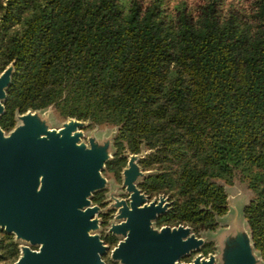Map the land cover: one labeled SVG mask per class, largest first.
<instances>
[{
    "label": "trees",
    "instance_id": "obj_1",
    "mask_svg": "<svg viewBox=\"0 0 264 264\" xmlns=\"http://www.w3.org/2000/svg\"><path fill=\"white\" fill-rule=\"evenodd\" d=\"M219 1L193 14L163 0H0V72L14 62L0 125L52 105L117 126L105 172L144 154L138 185L170 194L171 220L198 236L219 227L224 183L239 180L264 259V0L249 15Z\"/></svg>",
    "mask_w": 264,
    "mask_h": 264
},
{
    "label": "water",
    "instance_id": "obj_2",
    "mask_svg": "<svg viewBox=\"0 0 264 264\" xmlns=\"http://www.w3.org/2000/svg\"><path fill=\"white\" fill-rule=\"evenodd\" d=\"M13 74L14 62L0 72V119ZM49 108L54 107L16 113L15 120L20 123L9 131L0 125V228L40 246L39 251H32L23 245L15 264H105L101 255L106 246L96 232L101 226L100 207L92 203V197L107 187L103 171L114 157L118 127L113 126L112 139L100 143L91 137L86 144L82 129L90 121L69 117L54 128L41 115ZM143 156L131 155L123 170L131 206L125 199H115L116 218L121 222L110 230L124 237L113 250L115 260L121 264H264L245 216L253 197L251 190L234 180L246 187L250 198L244 203L240 224L227 220L223 236L216 233L206 240L183 225L157 229L155 221L166 213L167 205L162 197L159 204L153 201L142 206L147 196L138 183L149 174L137 164ZM224 185L230 211L232 196L228 184ZM209 241L215 243L216 252L207 257L199 254L191 263H179L183 255L199 251ZM1 256L0 264H4Z\"/></svg>",
    "mask_w": 264,
    "mask_h": 264
},
{
    "label": "rangeland",
    "instance_id": "obj_3",
    "mask_svg": "<svg viewBox=\"0 0 264 264\" xmlns=\"http://www.w3.org/2000/svg\"><path fill=\"white\" fill-rule=\"evenodd\" d=\"M145 5H148L151 3L153 0H141ZM209 0H163V5L167 10L169 11H175L177 6L184 5L187 7L189 11H191L193 14H197L201 8L202 5L206 4ZM256 0H220L218 3V7L222 10V12H227L229 8L236 9L239 13L241 14H250L253 10L254 7V2ZM48 122V124L51 127L54 128H59L65 122V118H63L59 113L54 109V108H49L46 111L42 112L41 114ZM20 123V120H15V124ZM84 135L82 136V141L85 142L86 144H89V139L91 137H94L98 142L102 143L108 139H112L113 135L115 134V129L112 125H92L89 124L85 126L83 129ZM114 158V157H113ZM128 165V164H127ZM126 165V166H127ZM124 166L119 173H115L112 171H103V175L106 177L107 181V187L103 190H100L96 193L93 194L92 197V203L95 205L96 204V198H101L102 199V204L104 205L103 207H100V212L98 214V218L100 219V229L97 230L96 232L101 235L102 230H104V227L102 225V216L108 214L110 211L113 212L114 218L111 220V223L119 221L116 218L117 214V209L115 207V199H125L127 200L129 197V193L127 192L126 188L123 185V170L126 167ZM107 167V164H106ZM105 167V168H106ZM148 172V171H144ZM227 189L229 193L232 196V208L231 210L220 217L219 221V227L215 230L216 232L210 233H203L202 236L207 240L209 239L211 235H225V229L228 227L227 220L231 219L230 223H233L235 225V222H238L240 224L241 218H243V209H244V203L247 202L250 198V193L246 189L245 186L240 185L237 181H234L233 184H228ZM231 214V215H230ZM156 227V223H155ZM1 237L5 239V244L6 246L14 241H17L19 243V248L21 251V247L23 245H26L27 242H24L22 240H19L16 238L15 235L7 233L4 229H1ZM109 232V227H107V233ZM119 239H121V236H118ZM210 243L209 248L205 247L204 249L206 250L207 248L210 249L211 247L213 248V251L210 253H214L217 251V247L215 243L213 242H206ZM204 246V245H203ZM203 248V247H202ZM202 248L199 251L194 252L191 254L189 257L191 261L199 255L202 254L204 257H207L209 254L205 255L204 252L202 251ZM5 250V249H4ZM3 255V254H2ZM2 259V256H1ZM4 264H14V258L9 259L6 261H2ZM186 261H183L181 263H184ZM118 263V262H117ZM116 263V264H117Z\"/></svg>",
    "mask_w": 264,
    "mask_h": 264
},
{
    "label": "flooded vegetation",
    "instance_id": "obj_4",
    "mask_svg": "<svg viewBox=\"0 0 264 264\" xmlns=\"http://www.w3.org/2000/svg\"><path fill=\"white\" fill-rule=\"evenodd\" d=\"M135 155V154H138V153H132V154H129L126 158H124V160L120 159L121 161H118V162H122L124 161L123 164H120L119 167H116L115 165L112 166V168L109 170V171H112V172H115V173H119L120 170L126 166L129 162V158L131 155ZM137 164L141 167V169L143 171H147L149 169H146L144 168L143 166V163H142V159H138L137 160ZM148 168V167H147ZM151 169V168H150ZM138 187L140 188V186L138 185ZM141 189V192L144 193L146 196H147V199L145 202H142V206L145 205V204H150L152 203L153 201H155L156 204H159L162 197L165 198V201L163 202V205H167V211L166 213L162 214V215H159L155 221L156 223V228L157 229H161L163 227H170V228H176L180 225H183V226H186V227H190V225L186 224V223H183V222H178V221H173L171 220V215H170V211L172 209V202L173 200L170 198V194H166L162 191H158V192H155V191H150V189H147L145 186L144 188H140ZM129 198V197H128ZM96 204H98L99 206L103 207L104 205L101 203L102 202V199L101 198H96ZM128 206H131V200L130 199H127L126 200ZM113 212L114 211H110L108 214H105V215H101L102 216V225L104 227V230H102V233L100 235V238L104 244V246H106V251L104 254L101 255V258L102 260L105 262V264H121L120 261L118 260H115L113 257H112V254H113V250L118 246V244L120 243L121 240L124 239V237H122L121 239L118 238V235L114 234L113 231L110 230V228L112 227L113 224H116V223H120L121 220L117 221V222H113L111 223V220L114 218L113 216ZM107 227H109V232L107 233ZM192 229V228H191ZM192 233H194L195 235H197L193 229H192ZM198 236V235H197ZM32 251H39L40 249V246L39 245H34V244H30V243H27L26 244ZM210 246V243H205L203 248H202V251L204 252L205 255L209 254L211 252L210 249H208ZM6 247V244H5V239L3 237H1V230H0V253L3 254L4 252V249ZM205 247H208L206 250L204 249ZM21 251H20V248H19V243H17V241H14V264L19 260L20 256H21ZM194 251L190 252L189 254H186V255H183L180 259H179V263L183 262V261H186L184 263H191V259H190V255L193 254ZM2 260V259H1Z\"/></svg>",
    "mask_w": 264,
    "mask_h": 264
}]
</instances>
